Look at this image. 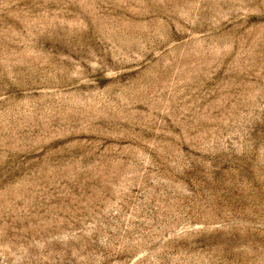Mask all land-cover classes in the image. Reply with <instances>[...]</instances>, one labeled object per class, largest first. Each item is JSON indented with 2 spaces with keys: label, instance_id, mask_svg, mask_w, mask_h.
I'll return each instance as SVG.
<instances>
[{
  "label": "rangeland",
  "instance_id": "374dc122",
  "mask_svg": "<svg viewBox=\"0 0 264 264\" xmlns=\"http://www.w3.org/2000/svg\"><path fill=\"white\" fill-rule=\"evenodd\" d=\"M0 264H264V0H0Z\"/></svg>",
  "mask_w": 264,
  "mask_h": 264
}]
</instances>
